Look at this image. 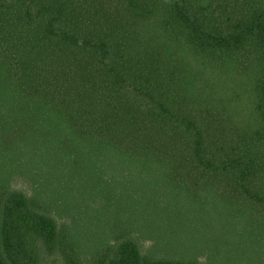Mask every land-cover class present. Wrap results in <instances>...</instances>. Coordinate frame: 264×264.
Returning a JSON list of instances; mask_svg holds the SVG:
<instances>
[{
  "label": "trees",
  "instance_id": "obj_1",
  "mask_svg": "<svg viewBox=\"0 0 264 264\" xmlns=\"http://www.w3.org/2000/svg\"><path fill=\"white\" fill-rule=\"evenodd\" d=\"M0 264H264V0H0Z\"/></svg>",
  "mask_w": 264,
  "mask_h": 264
},
{
  "label": "rangeland",
  "instance_id": "obj_2",
  "mask_svg": "<svg viewBox=\"0 0 264 264\" xmlns=\"http://www.w3.org/2000/svg\"><path fill=\"white\" fill-rule=\"evenodd\" d=\"M27 184L26 183H23V181H20V179H19V181L18 182H16L15 183V186H19V187H25ZM148 246H149V243H145V247H146V249L148 248Z\"/></svg>",
  "mask_w": 264,
  "mask_h": 264
}]
</instances>
